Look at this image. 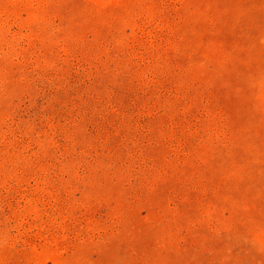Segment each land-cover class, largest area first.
Here are the masks:
<instances>
[{
	"label": "rangeland",
	"instance_id": "obj_1",
	"mask_svg": "<svg viewBox=\"0 0 264 264\" xmlns=\"http://www.w3.org/2000/svg\"><path fill=\"white\" fill-rule=\"evenodd\" d=\"M0 264H264V0H0Z\"/></svg>",
	"mask_w": 264,
	"mask_h": 264
}]
</instances>
